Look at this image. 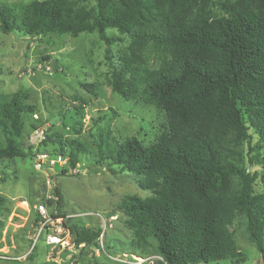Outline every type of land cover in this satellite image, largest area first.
<instances>
[{
    "label": "trees",
    "instance_id": "obj_1",
    "mask_svg": "<svg viewBox=\"0 0 264 264\" xmlns=\"http://www.w3.org/2000/svg\"><path fill=\"white\" fill-rule=\"evenodd\" d=\"M0 31L71 38L96 33L105 47L101 85L163 114L149 145L137 137L119 141L105 128L90 134L88 146L50 128L35 148L66 158L60 175L86 161L135 179L148 196L126 195L116 211L136 252L143 255L153 242L158 259L152 264H245L229 230L242 218L264 264V0H34L18 23L0 6ZM81 87L95 96L94 83ZM82 105L60 118L81 116ZM35 110L26 96H0V176L26 156L23 135L41 127L26 123ZM80 125L74 119L77 135ZM53 193L54 218H63L59 188ZM72 235L81 251L104 250L99 228Z\"/></svg>",
    "mask_w": 264,
    "mask_h": 264
},
{
    "label": "rangeland",
    "instance_id": "obj_2",
    "mask_svg": "<svg viewBox=\"0 0 264 264\" xmlns=\"http://www.w3.org/2000/svg\"><path fill=\"white\" fill-rule=\"evenodd\" d=\"M32 1L0 0V6L10 8L18 23ZM104 48L96 33L71 38L68 35L28 37L22 31L10 34L0 31V96H26L27 102L36 108L26 123L35 120L41 126L46 124L69 140L77 139L89 146L90 134L108 128L119 141L137 137L149 145L164 123L163 114L138 99L121 100L109 87L101 85L106 72ZM119 48L115 46L114 51ZM43 56L50 59L42 60ZM90 83L95 84V96L81 87ZM74 97L87 104L82 105ZM80 105L81 116L73 112L63 120L60 118L72 106ZM74 119L81 122L76 127L80 129L78 135L71 128ZM27 131L25 126L24 132ZM27 139L25 134L21 139L26 156L3 168L0 176V196L5 199L0 204V264H123L119 260L137 263L138 259L145 260L142 264H152L158 259L153 242L143 255L130 246V233L123 225L124 218L116 211V205L126 195L148 196L137 187L132 176L111 175L105 167L86 161L77 164L75 171L67 166L65 175L58 174L61 166L52 171H36L32 163L36 147L30 152ZM55 187L62 196L63 218H54V202L58 200L53 193ZM40 203L53 218L41 230L35 224L37 214L33 209ZM92 228L101 230L99 246L104 250L90 247L81 251L83 245L76 246L73 231ZM229 230L247 258L245 264H261L259 253L248 240L244 220L238 218ZM51 235L59 238L58 244L48 242ZM32 248L33 256L29 260Z\"/></svg>",
    "mask_w": 264,
    "mask_h": 264
},
{
    "label": "built area",
    "instance_id": "obj_3",
    "mask_svg": "<svg viewBox=\"0 0 264 264\" xmlns=\"http://www.w3.org/2000/svg\"><path fill=\"white\" fill-rule=\"evenodd\" d=\"M36 118V116H34ZM51 127H49L46 124H43L41 126V128L36 129L34 131H32L29 136L27 137L28 139V144L34 147H37L42 141L45 140V135L46 133H48L49 129ZM32 163H33V167L34 170L36 171H43V170H48V171H52V169L57 168V167H64L67 164V160L66 158H63L61 156H50L48 153L45 152H35L32 156ZM33 209L35 211V213L37 214V218L39 219L38 222V228L39 230L43 229L46 225V223H48L50 221V219L53 220V218H50L47 214V210L44 204L40 203V204H36L33 206ZM57 220V219H54ZM48 242L50 244L56 245L59 243V238H57L55 235H51L47 237ZM139 262L137 263H132V262H126V261H122L119 260L121 263L123 264H142L145 262V260L143 259H138Z\"/></svg>",
    "mask_w": 264,
    "mask_h": 264
}]
</instances>
